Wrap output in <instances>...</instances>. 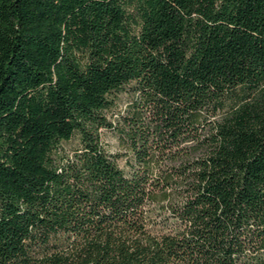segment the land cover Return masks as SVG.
Returning <instances> with one entry per match:
<instances>
[{
    "label": "trees",
    "instance_id": "16d2710c",
    "mask_svg": "<svg viewBox=\"0 0 264 264\" xmlns=\"http://www.w3.org/2000/svg\"><path fill=\"white\" fill-rule=\"evenodd\" d=\"M0 264H264V0H0Z\"/></svg>",
    "mask_w": 264,
    "mask_h": 264
},
{
    "label": "rangeland",
    "instance_id": "374dc122",
    "mask_svg": "<svg viewBox=\"0 0 264 264\" xmlns=\"http://www.w3.org/2000/svg\"><path fill=\"white\" fill-rule=\"evenodd\" d=\"M115 104L110 111V118H114L116 113L123 111L130 98V93L121 91L115 95ZM101 141L107 151L110 153L120 154L118 158L119 165L125 170L129 171V166L126 164V159L131 156L129 150L121 143L117 132L114 129L104 128L101 130ZM76 141H72L71 146L75 145Z\"/></svg>",
    "mask_w": 264,
    "mask_h": 264
}]
</instances>
